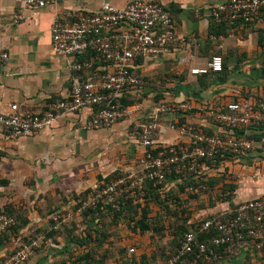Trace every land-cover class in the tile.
Masks as SVG:
<instances>
[{"label": "crops", "instance_id": "1", "mask_svg": "<svg viewBox=\"0 0 264 264\" xmlns=\"http://www.w3.org/2000/svg\"><path fill=\"white\" fill-rule=\"evenodd\" d=\"M134 1H155L163 6L172 14L177 34L185 40L167 55L144 58L135 63V72L144 77L145 85H151L143 90L146 95L148 92H162L160 101L187 102L202 112L216 103L227 105L243 100L254 103L264 100V9L250 23L222 26L216 36L212 35L215 24L211 10L228 0H59L42 9L25 10H20L15 0H0V49L9 54L7 64L0 66V115L10 114L14 104L21 113L43 110L47 103L68 97L73 82L89 79L90 73L101 74L110 70L107 64L87 56L83 59L92 60L96 69L90 73L80 72L74 66L81 58L55 55L51 26L56 15L72 21L83 14L98 12L103 4L123 9ZM214 55L222 57V74L206 77L191 74V70L205 68ZM165 70L172 75L170 78L164 76ZM147 77H153L149 79L157 82L151 83ZM144 103L132 106L130 115L107 129L84 130L91 114L90 109H84L78 114L62 115L52 128L29 137L12 139L0 131V210L22 196H25L26 204H30L45 193L61 204L63 201L59 196L64 195L66 199L69 193H79L100 183L114 167L133 170L135 161L145 149L132 135V128L141 117L148 120L155 114V105L150 102L151 106L144 109ZM182 115L185 113L173 112L162 117L157 144L183 141L169 128L170 124L179 122ZM197 116H188L185 120L219 133L218 127L205 116ZM239 132L242 133L222 131L220 134H247L245 130ZM126 157L129 160H125ZM231 159L242 166L264 162V145L256 142L250 152ZM42 160L43 164L40 163ZM85 175L89 180H85ZM34 176L37 183L28 186L26 180ZM260 176L256 174L240 180L241 191L235 192L231 204L226 201L221 206L226 208L247 200L264 199V177ZM207 213L203 212L202 216L206 217ZM199 214L190 218L189 223L195 222ZM38 217L32 212L27 220L31 223ZM95 223L82 226L81 235H76L79 240L86 238V244L78 245L67 236L59 243L50 244L46 251L37 249L25 264H65L60 258L66 253L78 247L85 249L90 244L88 242L104 244L107 239L105 230ZM100 232L105 234L104 242ZM10 243L0 244V257L11 254L14 246ZM142 245L135 258L140 264L160 261L176 249L175 246L172 250L165 242H153L147 247ZM120 253L121 257L125 254ZM206 264H264V246L257 251L247 244L237 254Z\"/></svg>", "mask_w": 264, "mask_h": 264}, {"label": "built area", "instance_id": "2", "mask_svg": "<svg viewBox=\"0 0 264 264\" xmlns=\"http://www.w3.org/2000/svg\"><path fill=\"white\" fill-rule=\"evenodd\" d=\"M57 2L59 0H15L20 10L42 9ZM263 9L264 0H228L212 8L211 19L216 25L250 23ZM180 43L185 40L177 34L172 14L155 1H134L123 9L103 4L98 12L83 14L72 21L56 15L51 26L55 55L81 58L74 66L80 72L90 73L96 69L92 60L83 59L87 56L107 64L110 70L101 74L90 73L89 79L73 82L68 97L47 103L43 110L21 113L16 104L12 105L10 114L0 115V131L12 139L29 137L52 128L62 115L78 114L84 109L91 110L84 130L110 128L130 115L132 108H122L116 102L145 85L135 72V63L144 58L167 55ZM8 61V52L0 49V66ZM222 70V57L214 55L205 68L191 70V74H217ZM99 106L103 108L98 109ZM192 109L187 102L167 105L159 101L153 117L138 123L133 133L145 149L138 159L139 172L122 174L102 187L92 188L85 198L75 202L76 213L82 215L98 206L118 210L122 202L143 195L147 182L161 190L172 173L181 174L186 179L227 159L245 155L257 141L247 140L245 136L222 137L220 132L247 131L264 125V100L256 103L243 100L227 105L216 103L205 115L218 127L219 133L210 135L207 128L186 120L182 123L176 121L169 128L183 141L157 144L162 125L157 121L158 116L179 112L185 113L186 118ZM258 143L264 145V135ZM189 190L194 191V188ZM57 220V217L53 218L55 226L52 229H57ZM197 221L193 229L182 235L175 253L153 264H206L237 254L247 244L257 251L264 246L263 198L224 207ZM14 224V218L1 209L0 234ZM211 232L216 235L207 241H199L200 237ZM11 244L14 246L11 254L0 257V264H25L37 246L35 241L19 245L18 238H12ZM129 251L134 252L133 249Z\"/></svg>", "mask_w": 264, "mask_h": 264}, {"label": "rangeland", "instance_id": "3", "mask_svg": "<svg viewBox=\"0 0 264 264\" xmlns=\"http://www.w3.org/2000/svg\"><path fill=\"white\" fill-rule=\"evenodd\" d=\"M164 76L170 78L172 75H170L168 70H165ZM149 78L152 79L153 77H147V79ZM149 81L151 80L149 79ZM154 82L156 83L157 81ZM154 82L151 81V83ZM148 85L151 86L150 84ZM149 93L150 92H148L147 95L145 94L140 103H138L139 105L142 102H145L144 106H142L144 109L151 106L150 102L153 103V106H156L159 103V101L157 102L155 100L156 93H150V97H148ZM164 102L167 105L174 104L169 101ZM192 110H196L195 113L193 115L188 113V116L192 118L198 117L197 115H200L201 118H204V116L206 117L205 111L202 112L195 108ZM144 120L145 118L141 117L138 123ZM157 121L162 123V117L158 116ZM190 122L192 125L196 124V126H200V123ZM137 124H135L132 128V135ZM253 129L254 128H250L247 130V140L254 139L252 137V134L255 133ZM257 133L259 132H256L255 134L257 135ZM126 159L127 157L125 160ZM138 159L135 161L133 170H121L119 167H114L112 173L120 172L122 175L129 172H139ZM40 163L43 164L44 160L40 161ZM256 174H261L260 177H264V162H255L254 164L251 162L246 166H242L239 162L233 159H227L225 162L214 168L211 167L208 168V170H200L190 177L191 182L189 185H186L185 183L181 184L184 186L183 191L179 189V183L160 191L161 199L167 198L168 200L167 203H165L166 205H164L166 207H158L156 204H150V215L152 221L149 231L151 232H141L139 230V208L136 210L137 213L131 211L133 216L132 214L125 216L122 215L119 220L112 223L110 221L111 217H103L97 224L99 228L105 230L107 239L105 242L104 239L106 237L101 240L104 244L101 245L98 242H88L90 244H87L85 249L82 247L79 249L78 247L74 249L75 251L73 250V252L66 253L65 256L60 258V260H65V263H69L68 261H73V259L77 257H84V264H139L135 258H137L138 248L141 247L142 244L147 247L153 242H165L166 245H169V247L174 250L176 241L181 235L183 227H185L188 220L190 221V218L196 216L195 214L197 213H201L197 219L205 218L202 216L203 212H208L207 214H210L212 212L222 210L223 206L221 205H225L226 195H229V197L232 198L236 195L235 192L241 191L242 187L240 185L242 183H240V180L242 181V179H248L251 175L255 176ZM108 176H105L104 178ZM85 177V180H89L87 175H85ZM192 182L195 183V186L192 185ZM36 183L37 181L35 176L26 180V184L28 186L35 185ZM99 184L100 183H97L92 187H88L79 193H69L66 199L64 198V195L59 196V199L63 201L61 204L55 203L56 200L49 193L40 194L38 198L30 204H26L27 201L25 196H22L19 200H17V202L9 204L6 209L16 212L22 218L28 219L32 212L39 216L21 231L18 237V244L26 245L31 241H35L37 246L32 253L33 255L37 249L42 250L43 248V250L46 251L50 248V244L53 245L59 243L61 242V239L67 236H80V229L84 223L82 215H78L75 211V202L77 201L75 196L87 192L84 197H81L85 198L89 191L92 188L97 187ZM190 187H193L194 191H190ZM142 196L143 195L133 199V202L138 201L139 203H142ZM207 209L208 211H205ZM54 217L58 218L57 222H55L57 224V229H52L53 226L51 221H53ZM131 217H133L134 221L130 220ZM51 230H54L56 233L53 234L52 238L48 239L47 235ZM11 245L13 246V244ZM130 248H133L134 252H130ZM120 251L125 253L122 257ZM71 256H74V258Z\"/></svg>", "mask_w": 264, "mask_h": 264}, {"label": "trees", "instance_id": "4", "mask_svg": "<svg viewBox=\"0 0 264 264\" xmlns=\"http://www.w3.org/2000/svg\"><path fill=\"white\" fill-rule=\"evenodd\" d=\"M228 24H222V25H216L213 26V33L212 35H218L220 32H219V29L222 28V26H226ZM140 61V60H139ZM139 61H137L136 63H139ZM223 73V70L221 73H208V74H205V75H200V76H209V75H220ZM137 74V73H136ZM137 76L142 80V82H144V77L140 76L137 74ZM146 86L148 85H143L142 88L137 91V92H134L132 94H126L124 95L123 97H121L116 103L120 104V106L122 108H127V107H131V106H134L138 103H140L141 99L144 97L145 93H144V89L146 88ZM162 92L160 93H157L156 94V97H155V100L158 102L160 100L163 99V96H162ZM103 106H99L98 109H102ZM196 110H191L189 114L193 115L195 113ZM186 116V115H185ZM185 116H181L180 119H179V122L182 123V122H185ZM212 123V122H211ZM214 124V123H212ZM215 125V124H214ZM254 128L253 131L256 132H259L257 133V135L255 133L252 134V137L254 138L255 141H259L261 136L264 135V125L262 126H257V127H252ZM206 132L210 135H213L215 134L214 131L212 129H206ZM238 133H242V132H239V130H237V134ZM220 136H222L223 134H219ZM224 137V136H222ZM247 138V136H245ZM243 161H246V159L244 158ZM121 173L120 172H115L111 175H109L108 177L106 178H103L101 181H100V184L98 185V187H102L104 184L110 182L111 180L115 179L116 177L120 176ZM191 182V178H186V179H183V177L181 176V174H175V173H172L171 175L167 176L166 178V186H162L161 187V190L169 187L171 185H175V184H178L179 186V189L181 191L184 190V186H182L181 184L185 183L186 185H189ZM193 183V182H192ZM192 185L195 186V183H193ZM209 185V184H208ZM164 187V188H163ZM160 188H155L152 186V184L150 182H147L145 184V187H144V193H143V196L141 197L142 198V203H139L138 201L136 202H133L132 200H129L127 202H122L119 206V209L118 210H112L111 208H103L101 209L99 206L96 208V209H88L86 210L83 214H82V218H83V226L86 227L88 225H90V223H95L97 221V223H99L100 219L103 218V217H111V223L112 222H115L116 220H119L121 218L122 215H128V214H132V212H135L137 213V209L139 208L140 209V221H135V222H138V227H139V230L141 232H147L150 230V227H151V215H150V211H151V208H150V204H156V206L158 207H166L164 205H166L165 203H167V198H162L161 199V191ZM87 192L85 193H81L79 194L78 196H75V199L78 200V199H82L81 197H84L86 195ZM168 195V194H167ZM226 201L230 202L231 204V198L229 197V195H226ZM172 198V197H171ZM140 201V200H139ZM4 212L6 214H8L9 216H12L15 220V224L6 232H3L0 234V244L3 243V244H6V243H10L11 242V239L12 238H18L21 231L27 227L30 223L29 220H27L26 218H22L21 216H19L16 212L14 211H11L10 209H4ZM127 213V214H125ZM133 216V214H132ZM130 220L134 221L133 220V217L130 218ZM95 223V224H97ZM51 224L52 226L54 227L55 224L53 221H51ZM198 224V221L196 220V222L194 223H189V220L188 222L186 223L185 227H183V231L181 233V235L178 237V240L176 241V249L174 250V252H171L170 254L172 253H175L179 247V240L181 239L182 235L188 231H190L191 229H193L195 227V225ZM86 230V229H85ZM56 233L54 230H51L49 232V234L47 235L48 239L49 238H52L53 234ZM100 236H102V238H105V234L103 232H100L99 233ZM216 233L215 232H211V234L209 235H205V236H202L199 238V241H204V240H209L212 236H215ZM69 238L71 239L72 242H75L76 244L78 245H83V244H86V241L87 239L83 238L81 240L78 239V237L76 235L74 236H69ZM81 243V244H80ZM170 254H168L167 256L165 257H168ZM72 258H74V256H71ZM86 259V258H85ZM84 257H77L75 259L70 260L68 261L69 263H65V264H84ZM140 264V263H139ZM145 264H153L152 263H145Z\"/></svg>", "mask_w": 264, "mask_h": 264}]
</instances>
